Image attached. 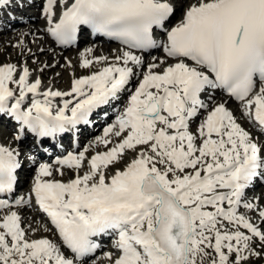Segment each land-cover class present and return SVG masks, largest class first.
I'll return each instance as SVG.
<instances>
[{
    "label": "snow or ice",
    "instance_id": "1",
    "mask_svg": "<svg viewBox=\"0 0 264 264\" xmlns=\"http://www.w3.org/2000/svg\"><path fill=\"white\" fill-rule=\"evenodd\" d=\"M176 3L182 18L168 28ZM4 6L24 4L0 0ZM42 12L46 32L65 47L87 25L125 48L112 62L88 58L86 48L80 67L103 66L73 74L67 91H41L26 65L18 77L16 65H0V120L18 125L15 140L25 130L55 136L93 124V116L107 119L104 109L130 94L96 137L111 145L105 151L90 158L87 147L69 151L56 169L39 164L31 193L52 227L22 226L19 212L0 198V209L8 210L0 216V264H83L103 234L116 236L119 255L104 253L111 264H249L264 256V228L238 211L253 210L264 223L259 197H246L257 181L264 183V142L225 102L213 103L223 90L264 135V0H46ZM156 29L164 39L154 38ZM161 48L165 58L146 64L143 53ZM128 151L134 157L117 168ZM19 156L18 148L0 144V195L13 193ZM65 168L75 170L67 182L51 178ZM14 204L30 205L31 198ZM53 229L58 240L28 234Z\"/></svg>",
    "mask_w": 264,
    "mask_h": 264
},
{
    "label": "rangeland",
    "instance_id": "2",
    "mask_svg": "<svg viewBox=\"0 0 264 264\" xmlns=\"http://www.w3.org/2000/svg\"><path fill=\"white\" fill-rule=\"evenodd\" d=\"M11 35H13V38H15V35L13 33H11ZM12 38V39H13ZM26 38V39H25ZM30 36H26L24 38H17L15 41H13V46L10 48L9 46H7L8 40L6 35H3L0 38V65H3L7 62H11V63H22L24 60L26 61L27 59L29 60V62L32 64L33 68H38L39 70H41L42 68H44L45 70L51 69L53 70V73L50 74L49 76H45L48 78V80H46V82H50L52 83L54 86L56 87H61L63 88H68L69 84H70V80L71 77L73 75L74 71H77V73L81 74V73H85L84 70H82L83 68L80 67V62H81V57L80 56H75L76 52H66L64 53L62 56L59 55L56 56L54 59H50L46 58V55H42L41 58H37V57H33L31 58L30 55V43H32V38H30ZM11 46V44H10ZM114 50L113 47H109V51L112 52ZM44 53V52H42ZM71 56H74V60H76V65L75 68H73L72 66L69 67L68 66V62L71 60ZM67 58V60H66ZM62 60V61H60ZM58 62V63H57ZM71 62V61H70ZM54 63V64H53ZM72 63V62H71ZM45 65H48V67H45ZM44 70V71H45ZM60 74L58 77H52V75H58ZM62 78H64L63 80H61ZM132 155H135V153H132ZM121 165V163H119L116 167H119ZM253 220L257 219L258 214L257 213H252L250 214ZM39 224H44V223H40ZM38 224V226H39ZM264 228V225L262 226ZM30 235H33L35 232H31L29 231ZM32 233V234H31ZM37 234H44V236H48L51 237L53 240L56 239L55 234L51 231V232H44V231H37ZM258 251L260 249H257ZM103 256L105 257L104 254H102L100 256V260H98L99 262L102 261ZM249 264H264V256L262 257H256V256H252L249 260Z\"/></svg>",
    "mask_w": 264,
    "mask_h": 264
},
{
    "label": "bare ground",
    "instance_id": "3",
    "mask_svg": "<svg viewBox=\"0 0 264 264\" xmlns=\"http://www.w3.org/2000/svg\"><path fill=\"white\" fill-rule=\"evenodd\" d=\"M20 12H21V13H25V10H20ZM4 19L6 20V17H4ZM9 22H10V20H9ZM15 24H19V22L16 21ZM29 30H31V32H33L35 29L33 30V28H31V29H29ZM32 30H33V31H32ZM39 32H40V31H39ZM25 39H26V38H25ZM30 44H31V43H30ZM30 44H29V45H30ZM43 50H45V49H43ZM34 52H38V49H35ZM41 53H42V52H41ZM61 56H62V55H61ZM53 59H54V58H53ZM49 60H50V59H49ZM60 61H62V60H60ZM47 88H49V87H46L45 89H47ZM45 89H43V90H45ZM68 90H69V89H68ZM31 234H32V233H31Z\"/></svg>",
    "mask_w": 264,
    "mask_h": 264
}]
</instances>
